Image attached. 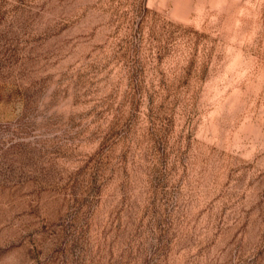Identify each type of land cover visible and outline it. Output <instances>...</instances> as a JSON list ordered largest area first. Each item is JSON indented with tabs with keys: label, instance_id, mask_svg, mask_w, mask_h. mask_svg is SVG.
I'll use <instances>...</instances> for the list:
<instances>
[{
	"label": "rangeland",
	"instance_id": "1",
	"mask_svg": "<svg viewBox=\"0 0 264 264\" xmlns=\"http://www.w3.org/2000/svg\"><path fill=\"white\" fill-rule=\"evenodd\" d=\"M0 264H264V0H0Z\"/></svg>",
	"mask_w": 264,
	"mask_h": 264
}]
</instances>
